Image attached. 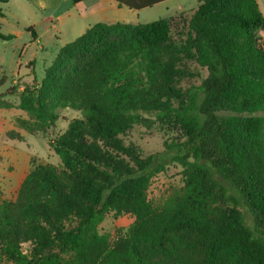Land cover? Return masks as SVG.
<instances>
[{
  "label": "trees",
  "instance_id": "trees-1",
  "mask_svg": "<svg viewBox=\"0 0 264 264\" xmlns=\"http://www.w3.org/2000/svg\"><path fill=\"white\" fill-rule=\"evenodd\" d=\"M113 1L140 11L167 0ZM198 4L183 42L169 18L97 23L17 104L6 99L16 88L0 95V110L28 115L16 123L31 135L59 110L81 114L48 142L60 165L36 167L0 205V264H264V18L256 0ZM189 60L208 75L184 90ZM146 115L181 138L143 158L124 137ZM168 164L182 167L183 187L154 205L149 188ZM109 214L134 221L101 233Z\"/></svg>",
  "mask_w": 264,
  "mask_h": 264
},
{
  "label": "rangeland",
  "instance_id": "rangeland-1",
  "mask_svg": "<svg viewBox=\"0 0 264 264\" xmlns=\"http://www.w3.org/2000/svg\"><path fill=\"white\" fill-rule=\"evenodd\" d=\"M117 4L113 0H108ZM40 0H10L0 4V34L13 36L10 40L0 39V78L6 76L7 83L0 88V95L16 88L15 94L6 99L19 102L21 90L36 81L41 83L46 70L51 67L60 50L73 42L84 31L97 23L148 24L159 19H171V37L183 42L189 32L190 20L197 10L198 0H167L140 11L128 7L110 8L106 1L89 0L75 5L72 1L53 0L46 9L40 6ZM93 5H98L94 7ZM55 14L50 20L49 15ZM63 15L58 22L57 15ZM59 23V24H58ZM60 25V26H59ZM257 36L264 45V32ZM181 66L193 74L179 82L184 90L199 87L207 77L206 69L194 61H183ZM57 120L46 132L31 135L21 129L17 118L28 119V115L18 110H0V205L14 203L27 175L38 166H59L58 156L49 146L50 139L63 134L70 121L81 117L77 111L59 110ZM146 124L135 125L124 137L127 145L138 147L142 157L162 153L165 143L177 142L181 134L158 121L153 115H146ZM182 167L168 164L166 170L155 178L149 188L148 198L152 204H160L173 189L183 187ZM130 215L120 217L114 214L106 216L100 225L101 233L115 235L123 233L133 223ZM24 252L29 245H23Z\"/></svg>",
  "mask_w": 264,
  "mask_h": 264
},
{
  "label": "crops",
  "instance_id": "crops-1",
  "mask_svg": "<svg viewBox=\"0 0 264 264\" xmlns=\"http://www.w3.org/2000/svg\"><path fill=\"white\" fill-rule=\"evenodd\" d=\"M50 1H53V0H40V6L41 7H43V8H45L46 9V7H47V4L50 2ZM87 1H89V0H86V1H84V2H82V3H85V2H87ZM102 2H104L105 3V1H106V3H107V5L110 7V8H116V6H119L118 4H114V3H112V2H109L108 0H101ZM257 1V3H258V6H259V10H260V12H261V14H262V16H263V18H264V0H256ZM9 3V2H8ZM79 4H81V3H79ZM75 5H78V4H75ZM94 7H96V6H98V5H93ZM120 7V6H119ZM55 16V14H51V15H49V18H50V20H52V17H54ZM63 15H57V17H56V19H57V21L59 22L60 20H61V17H62ZM118 23V22H117ZM122 23V22H121ZM59 24V23H58ZM106 24H115V23H106ZM127 24H129V23H127ZM60 26V25H59ZM90 28V27H89ZM89 28H87L85 31H84V33L89 29ZM84 33H82V35L84 34ZM82 35H80V36H82ZM79 36V37H80ZM78 37V38H79ZM77 39V38H76ZM75 39V40H76ZM74 40V41H75ZM1 110H6V109H1ZM11 110H16V109H11ZM18 111H20V110H18ZM23 112V111H22ZM25 113V112H24Z\"/></svg>",
  "mask_w": 264,
  "mask_h": 264
}]
</instances>
